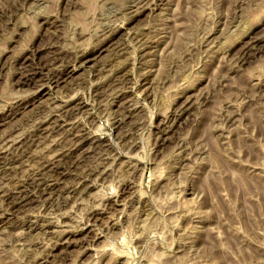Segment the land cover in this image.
I'll use <instances>...</instances> for the list:
<instances>
[{
    "label": "rangeland",
    "instance_id": "rangeland-1",
    "mask_svg": "<svg viewBox=\"0 0 264 264\" xmlns=\"http://www.w3.org/2000/svg\"><path fill=\"white\" fill-rule=\"evenodd\" d=\"M0 119V264H264V0H0Z\"/></svg>",
    "mask_w": 264,
    "mask_h": 264
},
{
    "label": "bare ground",
    "instance_id": "bare-ground-1",
    "mask_svg": "<svg viewBox=\"0 0 264 264\" xmlns=\"http://www.w3.org/2000/svg\"><path fill=\"white\" fill-rule=\"evenodd\" d=\"M100 48H101V47H100ZM97 49H99V48H97ZM92 50H93V49H92ZM101 50H102V49L98 50V52H101ZM98 52H97V53H98ZM248 52H249V51H248ZM35 53H36V52H35ZM92 53H95V52L93 51V52H91V53H87L86 55H84V56L82 57V59H83V60L85 59V60H89V61H91V60H90V58H91L90 56L93 55ZM32 54H33V53H32ZM249 56H250V55H249ZM22 57H23V56H22ZM241 57H242V56H241ZM20 59H21V58H20ZM23 59H24V58H23ZM25 59H26V58H25ZM29 60H30V59H29ZM23 61H25V60H23ZM84 62H85V61H84ZM18 64H19V63H18ZM21 64H22V62H21ZM27 64H28V63H27ZM19 65H20V64H19ZM28 65H29V64H28ZM25 66H26V65H25ZM30 67H33V66H30ZM33 68H34V67H33ZM42 68H44V67H42ZM42 68L39 67V68H35V69H37V71H38V69H39V71H40V70H42ZM32 70H33V69H32ZM32 70H31V71H32ZM33 72H34V71H33ZM29 73H30V72H29ZM31 75H32V77H33V75L36 76V74H34V73L31 74ZM18 76H19V75H18ZM25 78H26V77H25ZM28 78H29V77H28ZM28 78H27V79H28ZM40 78H41V77H40ZM22 79H23V77H22ZM27 79H26V80H27ZM29 80L31 81V79H29ZM33 80H34V79H33ZM33 80H32V81H33ZM49 80H50V79H49ZM49 80H48V81H49ZM38 81H39V80H38ZM40 82H41V80H40ZM34 83H36V82L34 81ZM39 84L41 85V83H39ZM43 85H44V83L42 84V86H43ZM29 86H30V85H29ZM36 86H37V85H36ZM38 86H39V85H38ZM38 86H37V87H38ZM42 86H39V89L43 88ZM37 87H36V88H37ZM39 89H38V92H39ZM35 92H36V91H35ZM35 92H34V93H35ZM38 92H36V94H37ZM42 92H43V91H42ZM39 93H40V92H39ZM40 95H41V94H40ZM33 96H34V95H33ZM33 98L35 99V97H33ZM29 103H30V102H29ZM26 104H27V103H26ZM0 121H1V124H2V119H0ZM3 122H4V121H3ZM1 126H2V125H1ZM57 173H58V172H57ZM20 201H21V200H20ZM68 237H69V236H68ZM202 240H203V239H202Z\"/></svg>",
    "mask_w": 264,
    "mask_h": 264
}]
</instances>
